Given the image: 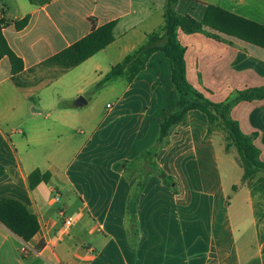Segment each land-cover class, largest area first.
Returning a JSON list of instances; mask_svg holds the SVG:
<instances>
[{"label":"crops","instance_id":"crops-1","mask_svg":"<svg viewBox=\"0 0 264 264\" xmlns=\"http://www.w3.org/2000/svg\"><path fill=\"white\" fill-rule=\"evenodd\" d=\"M166 3L0 0V35L23 63L14 75L9 57L0 58V201L19 202L35 214L40 227L28 242L40 254H25L27 242L0 222V264H252L263 260L264 175L250 184L243 182L236 149L226 151V133L217 128L208 135V119L197 110L190 111L186 122L167 136L156 161L172 187L159 174L148 178L137 206L139 243L129 244L127 201L137 178L128 181L114 165L149 148L147 143L140 151L155 118L161 129L164 119L159 115L165 118L176 110L178 95L162 52L150 58L133 82L120 77L99 91L94 88L114 66L145 45L149 35L163 29ZM182 4L179 0L177 12L187 15L180 12ZM207 5L212 4H204L203 16H191L202 20ZM213 6L264 25V0H217ZM26 18V26L17 28L16 23ZM112 22L114 41L81 64L64 68L62 61L54 60ZM218 35L219 40L179 30L190 84L214 103L263 87L264 48ZM162 84L167 95L164 109L158 93ZM106 91L119 93L102 111L85 108ZM80 96L88 103L76 107ZM231 116L245 134L258 133L255 144L264 161V100L240 102ZM195 125L200 132L196 133ZM208 163L218 171L216 183L205 176ZM219 198L225 203L220 232L216 230ZM62 209L78 220L70 234L58 239ZM44 230L48 244L39 240Z\"/></svg>","mask_w":264,"mask_h":264},{"label":"trees","instance_id":"trees-1","mask_svg":"<svg viewBox=\"0 0 264 264\" xmlns=\"http://www.w3.org/2000/svg\"><path fill=\"white\" fill-rule=\"evenodd\" d=\"M30 1L35 3V0ZM42 1L46 3L50 0ZM178 2L179 0H167L163 29L149 35L145 45L114 66L94 89L99 91L107 82L120 77H125L130 83L133 82L146 68L150 58L156 53L162 52L170 64V81L177 92L178 102L176 110L166 116L161 123L159 144L164 142L172 128L186 122L190 111H200L208 119V135H211L217 128H221L226 133V151L229 152L232 148L236 149L240 164L244 169L242 181L250 184L260 174L264 175L261 150L255 144L258 133L245 134L240 123L232 118L231 113L240 102L263 101L264 86L242 90L234 99L226 102H212L188 81L186 47L179 41L178 32L181 30L185 34L202 33L219 40V35L208 33L207 28H210L264 48V25L213 5H207L204 17L202 20H198L191 15L178 13L176 9ZM27 23L28 18L17 22L16 26L23 28ZM114 25L115 23L112 22L93 31L89 36L54 57V60L62 61L64 68L81 64L114 41ZM3 56L9 57L14 75L23 69L22 60L10 49L3 36L0 35V58ZM157 153L155 150H145L135 154L130 160L114 165V169L122 173L128 181L131 182L137 178L127 201L126 223L131 247H136L140 239L137 206L143 196L148 178L159 174L166 186L172 187L169 181L170 177L158 168ZM237 189L238 186L233 187L234 192ZM0 222L24 242H29L40 228L35 214L11 199L0 201ZM252 264H264V258L261 262L255 261Z\"/></svg>","mask_w":264,"mask_h":264},{"label":"rangeland","instance_id":"rangeland-1","mask_svg":"<svg viewBox=\"0 0 264 264\" xmlns=\"http://www.w3.org/2000/svg\"><path fill=\"white\" fill-rule=\"evenodd\" d=\"M182 2H183V4L180 8L181 13L187 14V15H200L202 9L204 8L205 3L214 5L217 2V0H182ZM238 12H240L242 14H247L246 9H240V10H238ZM201 16H203V12H202ZM207 31L210 34H214V35L219 34V32H216L210 28H208ZM187 40H188V38H187ZM162 79L166 80L164 77ZM121 83L123 84V82H121ZM119 87H120V85H119ZM165 89H166V87L164 84H162L161 87L158 86V93L160 95L161 104H162L163 109L165 107L166 99H167ZM94 92H96L95 89H94ZM117 93H119V92L118 91H113V92L112 91H109V92L106 91L100 96L96 95L95 98H98L97 101L94 102L95 101L94 100V101L90 102V104L88 106H86L85 108L91 106V107H96L97 110H99V111H102L108 101H112L115 99V96ZM85 97H87L89 99V98H91V95L87 94ZM160 117L162 119H164V116L162 117L161 114L159 115V118ZM173 129L175 130L176 128L174 127ZM195 130H196V133L201 131L199 125H195ZM160 134H161V129H160L158 119L156 117L154 120V123H153V129H152V132L150 134V137L148 138V141L145 144H142L140 146V151L144 148V145L149 143L150 146L147 150H150V149L153 151L155 150L158 152L157 154L159 155L162 147L164 145H166V140H167V138H165L164 142L162 144H159L158 138L160 137ZM176 140L178 141V139H175L174 141H176ZM171 142H173V140H171ZM171 144H173V143H171ZM176 152L179 154L182 151L177 150ZM235 152L237 153L236 150H235ZM179 157H180V155H179ZM158 158H160V160H162V158L160 156ZM191 172H192V176H193V178L197 184L196 186L199 187V183H197V179H195V178H197L196 173L193 170ZM204 172H205V176L210 178V179H213L215 183L218 181V177H219L218 175L219 174H218V171H217V169L213 163L206 164V169ZM228 195H229V197H232L234 195L232 189L229 190ZM218 197H222V195L219 193ZM69 214H71V213H69ZM224 219H225V203L221 200V198H219L218 204H217V210H216V230L218 232H220V230H222Z\"/></svg>","mask_w":264,"mask_h":264},{"label":"built area","instance_id":"built-area-1","mask_svg":"<svg viewBox=\"0 0 264 264\" xmlns=\"http://www.w3.org/2000/svg\"><path fill=\"white\" fill-rule=\"evenodd\" d=\"M60 219H61V224L58 229V234H57L58 239H62L70 233L72 227L77 222L78 217L69 215L65 209H62L60 212ZM46 234H47V230H44V234L39 237L40 238L39 240L45 242V244L46 243L48 244V238ZM23 252L25 254L29 252H36L40 254V251L37 249V246L34 247L28 242L24 244Z\"/></svg>","mask_w":264,"mask_h":264},{"label":"water","instance_id":"water-1","mask_svg":"<svg viewBox=\"0 0 264 264\" xmlns=\"http://www.w3.org/2000/svg\"><path fill=\"white\" fill-rule=\"evenodd\" d=\"M87 103H88V100H87L85 97L80 96V97H78V99L75 101V106H76V107H83V106H85Z\"/></svg>","mask_w":264,"mask_h":264}]
</instances>
